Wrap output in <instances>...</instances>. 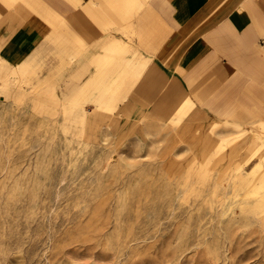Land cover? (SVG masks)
I'll return each instance as SVG.
<instances>
[{"label": "rangeland", "instance_id": "374dc122", "mask_svg": "<svg viewBox=\"0 0 264 264\" xmlns=\"http://www.w3.org/2000/svg\"><path fill=\"white\" fill-rule=\"evenodd\" d=\"M25 65L0 60V264H264V107L186 138Z\"/></svg>", "mask_w": 264, "mask_h": 264}, {"label": "crops", "instance_id": "0c3cea01", "mask_svg": "<svg viewBox=\"0 0 264 264\" xmlns=\"http://www.w3.org/2000/svg\"><path fill=\"white\" fill-rule=\"evenodd\" d=\"M0 60L71 97L130 92L162 123L185 103V137L209 138L218 114L264 107V0H0Z\"/></svg>", "mask_w": 264, "mask_h": 264}, {"label": "bare ground", "instance_id": "6f19581e", "mask_svg": "<svg viewBox=\"0 0 264 264\" xmlns=\"http://www.w3.org/2000/svg\"><path fill=\"white\" fill-rule=\"evenodd\" d=\"M78 93H80V91ZM78 93H76V96H78ZM176 111L177 112H180V114L182 115L184 113V111H185V105H184V103H182L181 105H179L177 107V110ZM262 218H264V217H262Z\"/></svg>", "mask_w": 264, "mask_h": 264}]
</instances>
